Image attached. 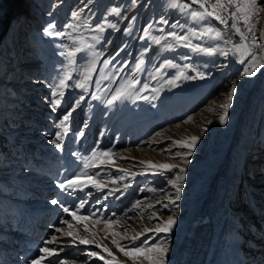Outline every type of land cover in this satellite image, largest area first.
<instances>
[{
	"label": "rangeland",
	"instance_id": "374dc122",
	"mask_svg": "<svg viewBox=\"0 0 264 264\" xmlns=\"http://www.w3.org/2000/svg\"><path fill=\"white\" fill-rule=\"evenodd\" d=\"M75 1H70L62 15H60V10L51 13V0L0 1V242L11 243L10 239L14 241L16 236L23 240L30 238L36 243L35 248L40 250L43 244L41 242L39 244L38 239L48 241L49 237L31 236V238L26 233L27 231H22V228L31 227L32 219L42 221L39 222L43 226L59 222L56 227L64 226L61 221L67 220L72 222L70 229L74 239L69 241L71 244L68 246L56 247L49 244L50 246L47 247L57 249L58 253L56 257L45 260L43 264H59L60 261H65L66 264H114L113 257L120 264H148L143 258L133 261L125 256L112 243L113 239L121 242L122 239L128 238L127 242L121 243L130 244L132 236L144 233L145 229L154 230L160 227L169 216L184 223L191 217L197 216L201 211L203 201L210 197L207 193L208 176L199 175L197 177L185 169V167L191 168L198 164L200 166L205 162V158H200L202 155L199 149L191 150L193 155L187 156L185 161L179 157L187 153L189 149L171 143L172 147L162 152L167 154L163 157L154 146L147 147L149 138L158 136L164 129L175 125V128H178L177 132L175 128L173 132H170L174 138L184 140L193 136L186 127V118L188 114L201 108L207 99L213 97V90L202 98H200L201 94L197 95L198 100L191 109L181 111L178 108H171L166 111L165 108L169 105L164 97L176 93V97L180 98L184 91L196 92V87L192 85L195 80H198V86H200L197 89L198 93L207 85L208 79L182 78L180 92L177 84H169L167 81L173 79L180 70L185 72L187 69L188 72L185 74L189 77L194 76V72L203 73L202 66L194 65L197 69L192 71L191 63L187 60L179 62L178 54L174 53V56L169 54L163 56L162 59L159 56L158 60L156 59L153 63L144 57L141 59L143 60L141 70L134 71L137 54L128 57L129 51L122 54L120 51L118 56L116 53L122 42V32L129 26L128 32L130 36H134L137 21L132 20L130 23L131 19H129L121 29L117 30V35L111 40L117 28L107 25L113 22L117 27V19L110 10L118 7L120 2L107 0L99 9L98 20L93 26L103 23L106 29L101 34L97 33L95 28L89 30V27L87 29L83 27L84 19L76 20L72 16ZM172 1L191 15L192 12L202 11L199 5L192 3V0ZM30 2L35 3V9L28 10L27 6ZM185 5L190 7H185ZM90 16H93L92 13ZM197 19L220 26L232 45L240 43V37L231 29V21L225 27L212 17ZM49 24L56 25L55 31L70 33L72 38L81 36L85 43L95 45L94 49H86L84 52L77 53L75 67L78 70L73 72V81H70V86L64 90L62 104L59 107H54L48 101L52 98L51 86L58 83L66 67V60L61 52L65 51L66 47L71 49L81 45L73 44L68 35H46L44 29ZM78 24L81 27L77 31L68 27V25ZM145 25L144 20L140 26L143 28ZM160 27L159 25L157 30ZM241 27L243 29V25ZM156 34L152 38L156 39L158 36L157 39L160 42L157 45H161L165 39L171 45L175 42L169 32L163 30V32L157 31ZM97 35L102 37L99 43L91 39ZM251 41L252 37L249 34L248 43L250 45ZM110 43L113 49L105 55L102 54ZM143 50H146V47H143ZM93 51L100 55L97 57L96 72L92 82L85 92L71 85L79 78V70L90 62ZM253 51L260 53L261 48L259 50L253 48ZM112 57L115 59L112 60ZM105 60H112V62L105 67L103 63ZM159 60L170 61L176 67H167L157 79H151L155 69L159 67ZM182 63L189 67L183 66ZM131 78L140 82L137 89H143L145 84L148 87L133 92L131 97L116 101L111 106L105 103L121 83ZM82 95L84 99L78 106H75V111L68 122L67 134L59 141L62 148L57 149L52 143L55 133L62 131L57 124ZM94 95L99 99H95ZM141 97H147V99ZM263 116L264 110H261L255 123L258 130L262 126ZM81 132H83L82 136ZM257 133L254 135L256 139L261 136L260 132ZM247 135L248 133L246 140ZM253 142H255L254 145L257 142L258 146L264 148V140L259 139ZM141 148H146L154 156L163 157V159L159 157L156 159L161 164L179 165V168L184 169L183 173L179 172V168L163 171V174H157L156 170H152L153 173L149 174L146 173L149 170L131 167L126 170L125 166L122 167V161L116 158L119 152L140 156L139 149ZM109 150L114 162L106 160L101 164L100 160L96 159L89 161L90 167L86 169L89 176L99 173V176L93 178L107 186L103 192L89 187L85 189V192H90V195H85V192L69 195L58 187L60 183L73 175L85 171L83 158L91 157L93 152ZM256 151L254 148L253 155L249 156L248 162L246 161L245 167L243 166L246 170L242 177H246L245 181L249 183L247 186L241 188L236 186L232 191V185L229 186L224 176L216 182L215 206L208 208L207 211L211 216V221L218 224V228L212 240L213 255L209 257L206 264H264V229L258 228L256 224L260 221L257 217L264 220V179L259 181L257 178H251L260 170L264 171V163L262 167L251 166L252 162L260 158V154ZM115 165H118V168ZM120 169H124L125 172L119 171ZM122 175L125 179L121 181L119 177ZM177 175L182 176L177 184L181 188L180 199L176 201L178 207L169 204L170 198H175V188L168 183L169 180H175ZM112 180L117 182L112 183ZM124 185L128 187L124 188ZM113 188H121L122 192L108 195L109 190ZM149 189H156V191L152 192ZM259 194L263 203L258 201L260 199L257 198L258 196H254ZM53 199L58 200L59 203L53 205L51 203ZM81 200H86V203L77 215L89 218L77 222L70 213L63 211V207H68L70 212L75 211ZM223 200H227L230 210H235L229 218L222 212L220 202ZM47 201L50 203H46ZM137 202H139V207H134ZM164 204H169V207L164 208ZM147 205H154V207L149 208ZM45 213L49 214L45 216ZM52 213L57 218V221L53 223H51L54 219ZM90 213L96 215L90 216ZM152 214H155L156 219H149ZM47 217L48 221H46ZM106 219L114 222L111 227L104 223ZM85 225L90 231L84 230ZM125 227L128 229L127 232L123 231ZM222 227H224L223 232L226 231V233L222 246L216 250L220 241L218 235ZM113 232L117 235L113 236ZM146 235L152 238L150 240L152 243L163 239L166 234H157L153 231ZM182 236L183 232L176 236L170 235V251L167 254V261L176 252ZM80 239L89 240L91 243L81 244ZM144 239L145 236H141L140 240L135 243L139 245ZM24 245L27 246L28 243ZM105 247L112 255L104 251ZM92 252L98 253V256H91ZM39 256V252L35 253L32 259ZM99 256H103L104 259H99ZM214 257H217L216 260Z\"/></svg>",
	"mask_w": 264,
	"mask_h": 264
},
{
	"label": "bare ground",
	"instance_id": "6f19581e",
	"mask_svg": "<svg viewBox=\"0 0 264 264\" xmlns=\"http://www.w3.org/2000/svg\"><path fill=\"white\" fill-rule=\"evenodd\" d=\"M70 1L71 0H51V13L60 10V15H62ZM106 1L107 0H76L73 5V12H80V20H85L87 18L89 30H91L95 28L93 25L98 20L99 9ZM115 3H118L119 6L117 5V8L121 9V15L117 16L113 13V16H116L114 18L117 19V29L114 30V35L111 37V40L115 37V35H117V30L119 28L121 29L129 19H131L130 23L133 20V17H135L134 20L137 21L136 33L134 36H130L128 32L129 26L125 28L128 31H125L124 29L122 32V42L118 49L119 52L122 49L120 54L123 52L127 53L129 51L130 53L128 54V57L137 54V63L142 58L144 59V57L147 58L146 60H150V62L153 63L159 56L162 59L163 56H168L169 54L174 56V53H176L178 54L177 57L180 60L179 62L187 60L191 63V68H193L192 71L197 69L195 67L196 65L202 66L201 71L204 74L203 79H208L207 85L201 88L199 90L200 92L197 93V89H199L200 86H198V80L196 81L194 79L195 81L192 85L196 87V92L184 91L182 92L183 94L180 95V98L176 97V93L167 95L164 97L166 100L165 102L169 105L167 106L168 108H165L166 111L171 108H178L181 111L191 109V107L193 108V106H195L198 100L197 95L200 96L201 94L200 98H202L209 91L213 90V97L207 99V102L203 104L201 108H197L196 112L188 114L186 118V127L189 129V133L193 134V136L199 137V141L197 142L195 149L200 150L202 155L200 158H205V162L200 164V166L198 164L197 166L191 168L185 167V169L188 173L194 174L197 177H199V175L201 177L208 176L209 183L207 193L210 197L203 201L201 211L197 216L191 217L184 223H182L181 220L175 219L176 223L169 234L176 236L183 232L182 239L176 247V252H174L170 259H168V264H206L209 257L213 255L212 249L214 245L212 240L216 236V230L218 228V224L211 221V216L207 211L208 208L215 206L214 196L216 191V182L220 177L224 176L226 177L228 184H230L229 186L232 185V191L236 186H240V188L247 186L249 183L245 181L246 177H242V174L245 173L246 170L243 166L245 167V162L249 156L253 155L254 148L257 150L256 152L260 154V158H258L256 162L251 161V166L262 167L264 163V156H262L264 148L258 146L257 142L254 145L255 142H253L258 141L259 139L264 140V116L260 130H258L259 128L257 129L255 125L259 113L261 110H264V68L259 69L254 76L242 75L247 63L240 62L243 57L239 54L230 53L227 57H225L224 55H221L220 51H194L192 48L187 47L186 44L190 41L192 45H197L201 49L217 48L221 51H228L232 47V44L225 43V41L229 40L227 39L225 32L221 30L220 26L193 18L190 13L177 6V4L172 0H135V3H133V0H115ZM85 4H88V8L86 9L84 8ZM258 4L261 11L258 17L256 37L261 44L260 55L261 57H264V0H258ZM34 5L35 3L33 2L28 3V10L35 9ZM91 13L93 16H90ZM162 18L167 21L166 24L161 22ZM144 20L146 21V25L142 28L140 24L143 23ZM149 25H152V27L149 29L148 35L146 36L145 29L148 28ZM159 25L161 27L157 30ZM209 28L213 31L208 32L207 30ZM156 30L158 32H163V30L169 33L175 32L178 35L187 36L188 41H185L183 44H178L175 41L171 49L168 47L170 42L167 43L166 39L161 45H157V43L153 40L154 38H152L153 35H157ZM216 31H220L223 34V40L216 38ZM193 32H195L196 35H193ZM111 46L112 44L110 43L102 54L105 55L109 53L113 49ZM143 47H146V50H143ZM106 49H108V51H106ZM147 51L148 54H146ZM158 62H160L159 65L163 63V61L160 60ZM260 62L264 64V58H262ZM182 65L185 66L187 64L182 63ZM185 72H188V70L186 69ZM189 72H191L190 69ZM195 74L196 72H194V76H196ZM176 84L178 85L177 88L180 92L182 90L181 79L176 82L175 85ZM233 84L236 85L237 92L233 97L232 106L228 109V122L221 124L219 117L223 113V109L220 105L227 103V95ZM174 88H176V86ZM158 96H160V94ZM175 126H170L161 131L160 135L149 138V146L147 147L151 148L154 146V148H157L158 152L161 153L169 150L172 147V141L178 140L170 133L173 132ZM175 129L177 132L178 128ZM257 132H260L261 136H258L256 139L254 135H257ZM247 133L248 139L246 140L245 137ZM139 150L141 154L140 156H135L126 152H119L116 155V158L122 161V167L124 168L125 166L126 170L130 169L129 167L145 169V171L149 170L146 172L149 174L153 173L152 170L158 171L157 169L150 167L148 164L141 162L151 161L153 164H161L158 160H156L159 156H154L146 148H141ZM161 156L164 157L167 156V154L162 153ZM163 157L159 158L163 159ZM115 167L118 168V165H115ZM251 178H257L259 181L264 179V171L260 170ZM254 196H258L257 198H260L258 201L263 203V199L260 194ZM48 202L49 201L46 203ZM220 203L222 212H224L228 218L231 217V213L235 210H230L227 205V200H223ZM48 214L49 213H45L44 215L47 216ZM54 215L52 213V218ZM257 218L260 220L256 222L258 228L264 229V220L259 217ZM32 220L33 223H31V227L27 229L22 228V231H27L26 233L29 237H31V235L37 237L46 236L49 237V241L51 237L55 235L58 237V240L51 245H55L56 247L68 246L71 244L69 241L74 239L73 236H64L62 233L56 231L57 228L63 229V232L71 231L68 224H64L62 227H56L59 225V222L54 225L47 222L48 224L43 226L41 225L42 223H40L42 221L39 220V222L38 219ZM48 220L49 219L47 217L46 221ZM53 221H57V218L54 217L51 223H53ZM68 222L69 224H72L71 221ZM223 231L224 227H222V231L220 235H218L220 241L216 250H219L222 246L223 237L226 233V231ZM10 240L11 243L7 244L0 242V264H30L33 260L32 256L35 253L39 252L41 255L39 249L35 248L36 243H34V240L30 238L29 240H23L16 236L14 241H12V239ZM48 241L38 239V243L40 244L41 242V244L44 245H42L41 248L50 246L46 243ZM127 241L128 238L121 240L122 243ZM26 242L28 243L27 246L24 245ZM65 242L69 243L67 244ZM216 258L214 260H216Z\"/></svg>",
	"mask_w": 264,
	"mask_h": 264
},
{
	"label": "snow or ice",
	"instance_id": "6c2138e0",
	"mask_svg": "<svg viewBox=\"0 0 264 264\" xmlns=\"http://www.w3.org/2000/svg\"><path fill=\"white\" fill-rule=\"evenodd\" d=\"M133 3H135V0H133ZM193 4L199 5L200 9L202 11H195L192 12L193 18H203V17H212L215 20L219 21L220 24L227 27L229 25V21H231V29L234 31L235 34H237L240 37V43L233 44L232 47L228 51H221L217 48L213 49H201L197 45H192L189 41L186 46L189 48H192L194 51H205V52H215L220 51L221 55H224L227 57L230 53L231 54H239L243 57V59L240 60L241 63H247V66L244 68V71L242 75L246 76H254L256 72L264 68V64H262L260 61L262 58L259 51H253V48H256L259 50L261 48V44L259 43V40L256 37V28L258 23V17L259 13L261 11V8L258 4V0H192ZM185 7H190L189 5H185ZM84 8H88V4L84 5ZM112 13H115V15L120 16L121 15V9L117 7H113L110 10ZM80 12H73L72 16L76 20H80ZM133 20L135 17L132 18ZM255 21V22H254ZM162 23H167L166 20H161ZM243 25V29L241 27ZM111 28H116L115 24L107 25ZM178 26V25H177ZM68 27L73 28V31H77L81 25H68ZM83 27L86 29L89 27L87 23V18L83 22ZM152 27V25H149L148 28L145 29V35H148L149 29ZM56 25L55 24H49L45 29L44 32L46 35L52 36H64L68 35L70 39H72L73 44L79 43L80 47H74V48H67L65 51L61 52V55L65 57L66 60V67L63 70V74L60 76L58 83H54L52 87V93H51V99L48 101L51 105L54 107H59L62 104V99L64 97V90L70 86L69 82L73 81V72H76L78 69L75 67L76 65V56L77 53L84 52L86 49H94V44H88L84 42V38L81 36H77L75 38L71 37L70 33H63L59 31H55ZM97 33H103L105 30L104 24H97L94 29ZM125 31H128L125 29ZM208 32H212L213 30L209 28L207 30ZM193 35H196L195 32L192 33ZM249 34L252 37L251 45L248 43ZM169 35L178 43L183 44L185 41H188L187 36L178 35L175 32L169 33ZM215 36L218 39L223 40V34L220 31L215 32ZM143 38V37H142ZM96 43H99L100 39L102 37L100 35L93 36L91 38ZM154 42L159 43V39L154 38ZM225 43H231V41H225ZM169 48L172 47L171 44L168 45ZM122 51V49H121ZM100 55V53L93 51L92 58L90 62L82 68V70H79V78L75 80L74 84L71 86H74L76 88L82 89L85 92H87L89 85L92 82L93 75L96 72V63H97V57ZM119 55V51L116 53V56ZM115 57H112V60H114ZM112 60H105L104 66L107 67ZM143 60L138 62L135 65L134 71L139 72L142 68ZM167 67H176V65L172 64L170 61H165L159 65L155 69L154 74L151 76V79H157L159 74L162 73V71ZM185 67H189L188 65H185ZM196 79V78H204L203 73H197L196 76L189 77L185 74L183 70H180L179 73L171 80H168L167 83L169 84H175L176 81L180 79ZM140 82L136 80L135 78L127 79L123 83H121L113 92L110 99L106 100L105 103H107L109 106L113 105L116 101L127 99L132 96L133 92L138 90H143L148 87V85H144L143 89H137V85ZM155 91V89H153ZM237 92V87L235 84L231 86L229 89L228 95H227V103L220 105V107L223 109V113L219 117V121L221 124H225L228 122V109L232 106L233 97ZM95 99H99V97L94 95ZM143 99H147V97H141ZM84 99V96H80L79 100L75 102V105L66 112L65 115L59 120L57 127L60 128L62 131H57L55 133V138L53 139L52 143L55 145L57 149L62 148V144L59 142L63 139L64 135L67 134L68 131V122L70 121L71 116L73 115V112L75 111V106H78L80 101ZM191 119V118H190ZM80 135H83V132L80 133ZM199 141L198 136H191L184 140H176L172 141L174 145H177L179 147L187 148L189 151L185 153L184 155L180 156L179 158L182 160H187V156L191 155V150L195 149V146L197 142ZM96 159H99L101 164H103L106 160L109 162H114L111 151H103V152H93L91 157H85L84 160V168L85 171H81L78 174L73 175L71 178L65 180L64 182L60 183L58 187L65 193L69 195H74L77 192H85L86 188L94 187L97 190L103 192L104 189L107 187L104 184L99 183L96 179H94V176H99V173H93L91 176L88 175L86 169L90 167L89 161H94ZM141 163H146L150 167L155 168L158 170L157 174H163V171H171L175 168H179L178 165H171V164H153L151 161ZM119 171L125 172L124 169H120ZM184 169L179 168V172L183 173ZM135 175V174H132ZM119 179L122 181L125 179V176H120ZM182 179L181 175H177L175 180H169L168 183L172 184L175 188V198L169 200V204L175 205L176 201L180 199L181 194V188L177 186L179 181ZM116 180H112V183H116ZM128 185H124V188H127ZM149 191L155 192L156 189H149ZM122 192L121 188H113L110 189L108 192V195H115L116 193ZM90 192H85V195H90ZM99 202V201H98ZM53 205H56L59 203L58 200L53 199L51 201ZM86 203V200H81L79 202V205L76 207L75 211H71L68 207H63V211L65 213H70L72 218L76 220L77 222L82 220H87L89 217L86 216H78L77 212L84 207V204ZM159 203V201H158ZM169 204H164V208H168ZM134 207H139V202H137ZM147 207L151 208L154 207V205H147ZM90 216L96 215L95 213H90ZM149 219H156L155 214H152L149 216ZM61 223L68 224L69 228L72 227L71 224L67 220L61 221ZM104 223L107 224L109 227L114 223L113 221L104 220ZM176 221L173 216H169L166 221L163 222V224L160 227H157L156 229H145L144 233H139L137 235H134L131 237V243L130 244H122L120 241L113 239L112 243L115 244L120 251L124 253L125 256L131 258L133 261H136L140 258H143L148 262V264H168L167 261V254L170 251L169 248V241H170V234L173 226L175 225ZM85 231H90V229L87 227V225L84 226ZM127 227L123 229L124 232H127ZM57 232L62 233L64 236L72 237L73 233L71 231L63 232V229L57 228ZM155 232L157 234L164 233L166 234L163 239H158V242H152L150 243V240H152L151 237H148L146 234L148 232ZM113 236L117 235L116 232L112 233ZM141 236H145V239L141 241L139 245H137L135 242L140 240ZM58 237L52 236L51 239L46 242L47 244H52L57 242ZM79 243L81 244H89L91 241L86 239H80ZM41 255L37 257L36 259H33L30 264H43V262L47 259H50L53 256L57 255V249L51 248V247H43L40 250ZM105 252H108L109 255H112L110 250L105 247ZM91 256H98V253L92 252L90 253ZM99 259L103 260V256H99ZM114 264H120L119 261H115V258L113 257ZM59 264H66L65 261H60Z\"/></svg>",
	"mask_w": 264,
	"mask_h": 264
}]
</instances>
